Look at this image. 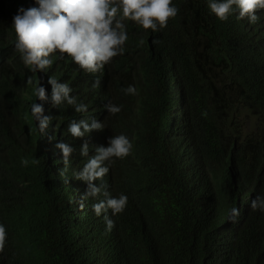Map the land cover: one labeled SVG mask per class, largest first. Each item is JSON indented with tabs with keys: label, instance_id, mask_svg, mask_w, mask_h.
Here are the masks:
<instances>
[{
	"label": "trees",
	"instance_id": "16d2710c",
	"mask_svg": "<svg viewBox=\"0 0 264 264\" xmlns=\"http://www.w3.org/2000/svg\"><path fill=\"white\" fill-rule=\"evenodd\" d=\"M208 2L172 0L179 12L160 31L125 21L123 53L96 73L59 53L37 73L15 49L12 21L38 5L0 0V264H264V211L250 207L264 197V10L255 24L237 12L221 21ZM49 77L87 111L44 110L52 121L42 135L31 105L41 104L38 83L50 97ZM130 85L135 95L123 91ZM109 103L121 110L108 113ZM80 117L104 125L83 138L94 149L120 134L132 143L95 182L128 198L122 213L107 212L111 231L92 209L104 195L82 200L87 184L75 178L88 158L67 128ZM61 142L74 149L67 166Z\"/></svg>",
	"mask_w": 264,
	"mask_h": 264
},
{
	"label": "clouds",
	"instance_id": "9594fccd",
	"mask_svg": "<svg viewBox=\"0 0 264 264\" xmlns=\"http://www.w3.org/2000/svg\"><path fill=\"white\" fill-rule=\"evenodd\" d=\"M38 7H21L13 17L12 28L16 34L15 49L26 67L32 72H44L51 67V57L57 53L61 56L67 54L81 69L96 73L112 61L114 57L123 53V45L127 41L125 21L138 23L143 29L153 32L167 27L170 18H175L179 9L172 5V0H35ZM208 7L219 20L226 21L234 12L239 19H247L255 24L259 17L257 12L264 10V0H209ZM28 83H33L31 79ZM47 83L51 85V95L38 83L34 94L41 104L31 105V115L38 122L37 126L42 135H46L52 117L43 115L44 110L50 107L58 108L67 103L74 107L76 113L87 111V105L77 102L72 96V88L67 83L58 82L49 77ZM100 84L99 79L94 87ZM18 90L23 91L24 85L16 82ZM125 94L135 95L134 86L123 89ZM108 113L116 114L121 109L111 103L104 106ZM103 123L96 118L88 120L76 118L69 122L67 132L72 138H85L93 130H102ZM49 140L52 137H48ZM84 140V139H83ZM75 153L87 159L82 169L75 173V178L86 182L87 191L82 200L103 194L104 199L93 204L92 209L97 217L102 214L106 230L111 231L115 222L110 219L107 212L112 215L122 213L127 206V196L120 194L111 197L98 186L96 181H103L111 170L109 162L113 158H124L132 150V143L123 134L107 137L100 141L101 147L94 149L88 141ZM62 154L64 166L70 164L69 157L74 151L68 143L55 144ZM95 150V152H94ZM38 161L33 160L32 163ZM23 166L29 161L23 159ZM81 207L83 204L81 203ZM252 210L264 211V197L257 196L251 201ZM239 209L232 208L229 219L235 222L239 216ZM6 228L0 224V252L4 251L6 244ZM161 229L158 232V246L161 245Z\"/></svg>",
	"mask_w": 264,
	"mask_h": 264
},
{
	"label": "rangeland",
	"instance_id": "374dc122",
	"mask_svg": "<svg viewBox=\"0 0 264 264\" xmlns=\"http://www.w3.org/2000/svg\"><path fill=\"white\" fill-rule=\"evenodd\" d=\"M5 64H7V63H5ZM10 69H12V68L10 67L9 70H10ZM10 73H11V70H10Z\"/></svg>",
	"mask_w": 264,
	"mask_h": 264
}]
</instances>
